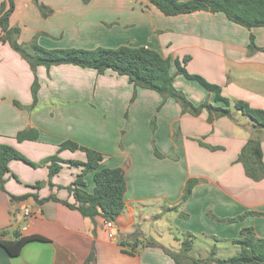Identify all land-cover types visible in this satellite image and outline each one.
<instances>
[{"label":"crops","instance_id":"crops-1","mask_svg":"<svg viewBox=\"0 0 264 264\" xmlns=\"http://www.w3.org/2000/svg\"><path fill=\"white\" fill-rule=\"evenodd\" d=\"M7 1L0 0V8ZM40 1L52 9L48 17L42 16L33 0H15L10 24L21 27V43L37 35L47 48L150 47L170 58L174 84L193 104L205 99L213 105L222 104L213 92L177 73L175 60L188 55L189 72L219 84L222 95L231 100L264 108V50L249 51L251 33L256 44L264 46V27L247 29L222 12L165 15L148 0ZM37 75L39 102L29 112L15 101L25 108L32 104L35 74L10 44L0 41V143L16 147L36 162L56 153L65 160L85 161L81 150H58L66 139L103 152L101 167L125 170V206L115 221L116 237L111 238L101 216L93 220L61 201L40 203L33 196L55 194L73 202L66 187L81 172V166L63 163L53 175L55 186L51 187L48 164L34 167L13 159L4 176L6 190L17 196L32 195L13 202L0 186V231L11 232L17 227L22 235L37 234L48 240L28 242L17 256L0 245V264H83L92 251L96 255L92 264H178L170 253L180 254L183 249L163 246L154 238L161 232L162 221L150 228V210L157 206L168 211L169 229L189 238L190 255L197 258L205 257L212 248L221 257L217 243H233L246 226H253L258 236L264 237V180L260 187L256 185L237 161L251 133L249 123H237L229 116L209 121L206 109L199 115L183 113L174 98L164 100L147 88H138L131 102L133 84L111 69L100 74L92 68L61 64L50 69L39 66ZM28 127L37 128L39 138L19 142L17 133ZM154 145L163 156L155 154ZM262 148L264 153V140ZM190 178L199 181L182 202ZM38 181L47 183L37 189L33 185ZM85 181L92 192L93 172L86 174ZM247 210L263 214L237 222L221 220ZM199 235L212 240L214 246L208 243L210 247L201 248L196 256L192 255V239ZM136 238L154 245L140 246L133 254L123 252L132 251ZM181 262L189 264L187 259Z\"/></svg>","mask_w":264,"mask_h":264},{"label":"trees","instance_id":"trees-1","mask_svg":"<svg viewBox=\"0 0 264 264\" xmlns=\"http://www.w3.org/2000/svg\"><path fill=\"white\" fill-rule=\"evenodd\" d=\"M40 9L43 17H48L52 9L40 0H33ZM150 3L160 9L165 15L186 14L195 11L205 10L209 12H222L227 18L247 29L254 27H264V0H148ZM15 9V0L3 2L0 8V41L8 43L17 51L29 64L35 77L32 83L31 92L33 102L29 108L34 110L39 102L40 81L37 75V68L45 66L50 69L52 66L61 64H71L82 68H92L98 73L103 74L111 69L119 75L128 77L130 83L134 86V92L131 102L137 95L138 88L152 89L160 93L164 100L174 98L181 106L182 112H189L193 115H199L204 109L209 113L208 120L213 121L216 117L229 116L234 119L230 105L248 116L252 120L251 133L246 144L242 148L237 161L241 162L245 168L248 177L260 179L264 176V153L262 141L264 137V108L252 107L244 100H231L222 95V87L219 84L208 81L204 76L191 73L186 68V63L190 56L186 55L181 60L176 59L175 65L177 73L183 74L186 78L197 81L205 89L215 94V100L222 102L220 105H213L204 101L199 105L193 104L179 90L175 84V74L172 73V61L164 57L159 51L146 46L121 45L118 47L98 46L96 48H47L38 42L35 35L29 42H19L22 29L19 26L10 24V15ZM264 50L255 42L253 33L250 35L249 51L255 52ZM15 104L24 107L18 101ZM155 127V120L152 121ZM40 136L39 130L34 127H28L17 133L19 142L25 140H37ZM220 148V147H219ZM63 149L81 150L86 154L85 161L65 160L58 153L44 158L41 162L31 161L27 156L20 152L16 147L0 143V186L6 191L13 202L24 200L32 194L14 195L9 193L5 187V174L10 171L9 163L13 159H20L34 167L41 164H48L49 181L51 187L55 186L52 177L60 171L63 163L81 166V172L75 180L66 188L70 191L74 201L60 199L57 195L39 198L37 194L33 196L43 203L47 200L61 201L70 208L77 209L84 217L95 219L101 216L104 220L116 221L122 213L125 206V193L127 191V180L125 170L122 167H101L105 154L97 149L81 144L73 139H66L59 145V151ZM211 149L218 147L211 146ZM154 152L157 156H163L154 145ZM93 172L95 183L92 192L86 189L85 176ZM197 178H190L186 182L182 202L186 201L192 194L194 186L198 183ZM47 181H38L33 186L40 189ZM62 187V186H60ZM263 214L256 210H247L244 213L225 219L224 222H237L244 220L249 215ZM10 233L11 237L7 238ZM48 240L46 237L33 234L22 235L19 228H14L11 232L8 230L0 231V245L11 255L17 256L21 253L23 247L30 241ZM232 242L240 247L237 254L229 257H217L216 249L212 248L205 257H194L190 255L191 242L185 241V247L180 254L170 253L178 264L181 260L187 259L189 264H264V237L258 236L253 226H246L241 229V237L233 239ZM123 243V242H122ZM154 245L152 241H146L136 238L131 243V250H122L125 253L133 254L140 246ZM96 255L92 251L83 264H92Z\"/></svg>","mask_w":264,"mask_h":264},{"label":"rangeland","instance_id":"rangeland-1","mask_svg":"<svg viewBox=\"0 0 264 264\" xmlns=\"http://www.w3.org/2000/svg\"><path fill=\"white\" fill-rule=\"evenodd\" d=\"M183 78H186V77H183ZM194 83H196L198 86H201L195 80H194ZM202 88H204V87H202ZM204 90H206V89H204ZM207 100L208 99H205L204 101H207ZM230 107L232 109L233 117H234L235 121L237 123H242V124H248L249 123L248 125L251 128L252 120L248 116L244 115L242 112L237 110L233 104L230 105ZM20 108L27 109L29 112L33 111V110H30L29 108H25V107H20ZM92 124L97 125L95 122H93ZM84 131H85V129L82 130L83 134H85ZM95 131L96 130H94L93 133ZM263 140H264V137H263ZM29 159H31V158H29ZM43 160H45V159L43 158L39 162H41ZM31 161H34V160L31 159ZM34 162H36V161H34ZM244 170H245V168H244ZM245 173H246V171H245ZM249 178H251V177H249ZM251 180L256 185H258L260 187L261 186L260 182H262L264 180V176L261 177L260 179L251 178ZM150 215L152 216V218L150 219V221L152 223L150 225V228L151 227L156 228L155 225L157 223H159V221H162V223H163V226L160 227L161 232H158L157 235H155V237H154L156 241L160 242L163 246H167V247L174 249V250H177V248L183 249L185 247L184 242L189 241L188 240L189 238H187L182 232H180L179 230H176L175 228H173V232L169 229L170 221L168 220V211H165V210L161 209L160 206H157L154 209L150 210ZM138 221H143V220L138 219ZM9 236L10 235H7L6 237H9ZM176 237L179 239H177ZM208 243H210L212 245V247L214 246V242L212 240H210L209 238H207L206 236L199 235L197 238H193L192 239V244H193L192 255L199 256L201 254V252H200L201 248H209L210 247ZM217 247H218V256H221V257H229L232 255H235L240 250V247L238 245L230 243V242H218Z\"/></svg>","mask_w":264,"mask_h":264},{"label":"built area","instance_id":"built-area-1","mask_svg":"<svg viewBox=\"0 0 264 264\" xmlns=\"http://www.w3.org/2000/svg\"><path fill=\"white\" fill-rule=\"evenodd\" d=\"M29 212L30 211L27 209L26 210V213L29 214ZM105 226H106V228L108 230L109 236L111 238H115L116 237V234L114 233L115 221L109 220V219L108 220H105Z\"/></svg>","mask_w":264,"mask_h":264}]
</instances>
